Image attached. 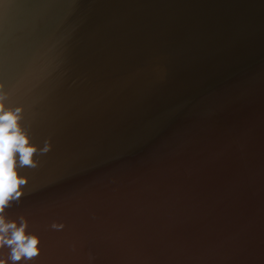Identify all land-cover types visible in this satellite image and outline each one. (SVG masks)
<instances>
[{
  "label": "water",
  "instance_id": "95a60500",
  "mask_svg": "<svg viewBox=\"0 0 264 264\" xmlns=\"http://www.w3.org/2000/svg\"><path fill=\"white\" fill-rule=\"evenodd\" d=\"M0 103L5 264H264V0H0Z\"/></svg>",
  "mask_w": 264,
  "mask_h": 264
},
{
  "label": "clouds",
  "instance_id": "9594fccd",
  "mask_svg": "<svg viewBox=\"0 0 264 264\" xmlns=\"http://www.w3.org/2000/svg\"><path fill=\"white\" fill-rule=\"evenodd\" d=\"M19 109H6L0 103V213H2L10 194L15 191L18 196L17 186L23 183V177H17L14 169L15 151H19V160L24 164H33L32 153L35 146L29 144L27 135L18 124ZM25 223L17 226L15 221H6L0 214V246L10 245L9 259L12 261L31 258L39 252L38 237L26 234ZM0 264H5V259L0 257Z\"/></svg>",
  "mask_w": 264,
  "mask_h": 264
}]
</instances>
